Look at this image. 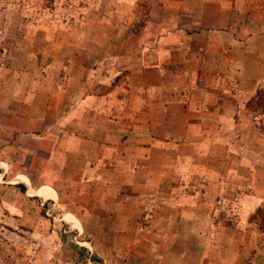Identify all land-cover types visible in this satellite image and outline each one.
<instances>
[{
    "label": "crops",
    "instance_id": "crops-1",
    "mask_svg": "<svg viewBox=\"0 0 264 264\" xmlns=\"http://www.w3.org/2000/svg\"><path fill=\"white\" fill-rule=\"evenodd\" d=\"M160 1L165 15L139 32L149 42L130 55L126 82L83 90L76 105L66 94L54 129L28 134L22 112L0 103V178L27 191L50 185L57 198L30 197L56 201L88 187L94 163H120L114 198L128 187L131 202L143 194L155 204L159 241L200 243L202 264H264L255 219L264 210V133L247 106L264 87V0ZM170 129L179 131L173 139Z\"/></svg>",
    "mask_w": 264,
    "mask_h": 264
},
{
    "label": "rangeland",
    "instance_id": "rangeland-1",
    "mask_svg": "<svg viewBox=\"0 0 264 264\" xmlns=\"http://www.w3.org/2000/svg\"><path fill=\"white\" fill-rule=\"evenodd\" d=\"M161 5L160 0H0V103L22 112L20 126L28 134L54 129L66 94L76 105L83 90L108 91L126 82L130 55L148 41L139 32L152 17L165 15ZM171 70L179 72L177 62ZM115 74L123 81L111 80ZM253 99L247 106L264 133V112ZM165 116L174 124L180 120L179 114ZM178 133L167 131L171 139ZM26 137L28 149L35 142ZM94 164L88 187H71L72 194L56 201L30 197L57 198L50 185L27 191L14 185V177L0 178V264H202L200 243L159 241L156 232L164 225H156V205L145 195L131 202L125 187L114 198L120 163ZM18 178L28 182L23 174ZM138 180L144 183L143 176ZM255 219L264 230V212ZM212 261L204 258V264Z\"/></svg>",
    "mask_w": 264,
    "mask_h": 264
},
{
    "label": "trees",
    "instance_id": "trees-1",
    "mask_svg": "<svg viewBox=\"0 0 264 264\" xmlns=\"http://www.w3.org/2000/svg\"><path fill=\"white\" fill-rule=\"evenodd\" d=\"M259 90V91H258ZM257 90V95L255 94L252 98H251V100L250 101H252V99L253 98H255V99H253V102H254V100H257L255 103H256V107L258 108V109H260L262 112H264V89H262V87L261 88H259ZM259 212H264V210H259L257 213H256V215H258L259 214ZM255 215V216H256Z\"/></svg>",
    "mask_w": 264,
    "mask_h": 264
}]
</instances>
